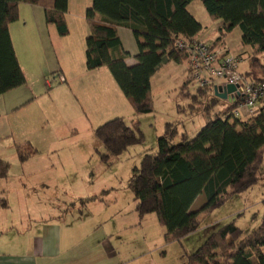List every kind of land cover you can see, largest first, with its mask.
Listing matches in <instances>:
<instances>
[{
	"label": "trees",
	"instance_id": "trees-1",
	"mask_svg": "<svg viewBox=\"0 0 264 264\" xmlns=\"http://www.w3.org/2000/svg\"><path fill=\"white\" fill-rule=\"evenodd\" d=\"M193 0H92L86 10L90 34L86 38V66L89 70L107 67L134 108L135 118L128 122L117 116L96 128L107 147L103 159L117 156L131 145L144 141L138 117L155 110L152 77L167 61L188 62L189 52L176 47L179 38L200 40L202 23L189 11ZM213 19H222L220 36L211 45H219L236 27L242 31V43L251 47L250 70L244 73L256 82L264 81V0H202ZM21 3L40 5L46 22L55 24L60 36L69 34L66 14L69 0H0V94L26 84L9 26L20 17ZM129 28L138 44L137 63L129 65L130 53L123 47L118 27ZM202 41V40H200ZM189 74L190 69L188 67ZM185 112L203 104L206 121L191 135L183 132L179 141L178 123L169 121L157 139V149L146 153L133 170L129 187L137 201L141 218L155 213L165 226L167 242L181 241L201 227V213L220 207L228 199L255 185L264 160V103L259 111L246 118L232 115L235 103H226L215 94V80L210 85L190 90ZM187 88V89H186ZM207 102V103H206ZM222 105H220V103ZM204 103H206L204 105ZM216 105L220 110L213 113ZM224 105V107H222ZM37 149L30 141L17 144L21 162ZM10 163L0 156V183L7 178ZM205 194L198 208L196 199ZM97 199V196L90 200ZM102 199V197L100 198ZM0 205L7 206L6 192ZM188 264H264V220L244 236L243 229L231 221L213 232L192 254Z\"/></svg>",
	"mask_w": 264,
	"mask_h": 264
},
{
	"label": "rangeland",
	"instance_id": "rangeland-1",
	"mask_svg": "<svg viewBox=\"0 0 264 264\" xmlns=\"http://www.w3.org/2000/svg\"><path fill=\"white\" fill-rule=\"evenodd\" d=\"M86 2L88 0H71V11L66 18L70 32L64 38L57 34L58 29L52 24L49 29H55V34L43 31V38L39 37L32 51L35 57L22 51V46L19 47L23 60L28 61L33 56L45 64L52 63L58 67L46 74L44 79L41 78L38 89L35 88L38 95L33 101L18 110L7 111L0 118V154L10 163L8 176L0 183L5 188L6 198L10 192L14 195L19 187L24 186L30 197L29 205L36 211L42 208L52 210L54 206L60 205L61 214L69 211L68 218H73L79 214L76 208L86 209V199L89 200L87 212L98 215L99 218H109L110 214L118 213L117 217L124 228L119 242L122 243L121 250L127 264L133 257L137 262L130 264H188V254L195 252L223 225L235 221L243 229L244 236L258 228L264 220V160L259 170L260 179L255 185L234 195L220 207L201 213V227L181 241L165 240L166 228L161 225L155 213L144 218L139 216L137 201L129 187L134 168L140 166L146 153L157 149V139L163 134L167 122L178 123L179 135L176 141H179L180 135L185 131L195 135L206 117L201 113L191 115L189 112L203 110V104H196V108L191 111L180 110L179 105L185 107L190 102L188 98L180 99L179 96L181 89L182 94H185L184 87L182 88L187 79L185 63L166 60L161 64L152 86L155 110L138 117L144 141L131 145L117 156L103 159L102 154L107 152V147L96 134V128L117 117L112 107L116 100L112 83L103 87V80L99 90H81L79 93L74 82L69 85L67 82L60 83L57 79V73L62 74L61 65L78 63L80 50L86 60L88 35H82V21L78 17ZM191 8L204 25L200 34L202 39L220 34L218 26L222 20L209 16L202 0H195ZM200 8L208 18L201 16ZM216 38L217 36L212 40L215 41ZM226 42L231 54L243 57L240 71L245 73L250 70L253 51L250 46L242 43L241 29L236 27ZM66 52L67 55L64 54ZM259 59L264 64V54ZM189 79L190 90L194 91L198 84L190 74ZM46 80L51 83H46ZM115 83L119 87V93L127 99L116 79ZM219 110L220 106L216 105L212 111L215 113ZM120 112L128 122L136 116L129 101ZM24 141H30L37 152L21 162L17 144ZM95 196L97 199H87ZM205 201L206 196L202 194L193 207L196 209Z\"/></svg>",
	"mask_w": 264,
	"mask_h": 264
},
{
	"label": "crops",
	"instance_id": "crops-1",
	"mask_svg": "<svg viewBox=\"0 0 264 264\" xmlns=\"http://www.w3.org/2000/svg\"><path fill=\"white\" fill-rule=\"evenodd\" d=\"M194 2L195 0L188 5V9L201 22V18L191 8ZM90 3L92 4V0L86 2L84 10L80 11V15L78 16L81 19L80 22L82 21L81 33L85 37L90 34V27L86 20V10L91 6ZM197 8L199 7L197 6ZM70 9L71 0H69V9L66 18H68ZM19 11V19L12 22L9 29L27 81L26 84L16 89L0 94V118H2L3 114L16 109L18 110L33 101L38 95L37 87L41 78L44 79L46 74L58 67L52 63L45 64L40 59H35L32 53L39 37L43 38L44 30H48L49 33L52 32L54 34L56 32L55 29H49L52 24L46 22L44 8L40 5L21 3ZM199 12L201 16L208 18L202 8L199 9ZM223 24L224 22L222 20V23L218 26L219 32ZM46 26L48 29H46ZM118 33L124 49L130 53L127 58V63L129 65L136 64V55L139 50L134 33L131 29L123 26L118 27ZM200 34L197 38L208 44L215 42L212 40L213 37L217 36L218 38L220 36L218 33L217 35H212L210 39H202ZM229 34L223 38L219 45L230 51V47L226 42ZM64 37L61 36V38ZM207 41L213 42L209 43ZM21 46L22 51L32 54L34 57H30L28 61L27 59L23 60L21 57L22 52L19 50ZM64 54L67 55V52ZM79 56L77 64L59 65L61 67L60 72L66 77V82L69 85L70 83L72 85L74 82V86L79 93L81 90L86 92L99 90V85L103 80L105 82L103 87H106L108 83H112L113 93L116 95L115 104L112 107H114V112L117 113V116H122L123 114H120L122 113L120 110L125 107V104L129 100L127 97H125L127 99H124L121 93H119V87L116 85L111 71L107 67L89 70L81 50ZM78 66H80L79 69ZM160 69L159 67L156 74L152 77V86L154 78ZM184 72L188 78V62H185ZM77 75L81 78H78ZM215 82L218 85L222 81L216 80ZM46 83H48V80H46ZM35 88L37 89L35 90ZM225 100L227 104L231 102V98ZM19 188L14 195H11V192L8 194L7 206L0 205V264H127L121 250L122 243L119 242L120 233L124 228L123 224L119 222V217H117L118 213L110 214L109 218H99L98 215L96 216L87 212V202L89 200L86 199L84 200L86 209L85 207L76 208L79 214L73 218H68L69 211L61 214L60 205L54 206L52 210L42 208L36 211L29 205L30 197L26 193L24 186ZM3 191H5V188L0 184V198L2 197ZM90 198L88 197L87 199ZM140 258L141 256L138 259ZM133 262H137L135 257L128 260V264Z\"/></svg>",
	"mask_w": 264,
	"mask_h": 264
},
{
	"label": "built area",
	"instance_id": "built-area-1",
	"mask_svg": "<svg viewBox=\"0 0 264 264\" xmlns=\"http://www.w3.org/2000/svg\"><path fill=\"white\" fill-rule=\"evenodd\" d=\"M176 47L189 52L188 67L191 78L200 87L208 86L212 80H221L216 86L226 87L231 83L236 86L231 102H237L232 111L235 117H249L256 114L264 103V81L256 82L240 71L243 60L241 55H233L221 45H211L204 41H187L179 38ZM60 83L66 82V77L57 73ZM55 77V76H54ZM48 83L51 81L48 80Z\"/></svg>",
	"mask_w": 264,
	"mask_h": 264
},
{
	"label": "water",
	"instance_id": "water-1",
	"mask_svg": "<svg viewBox=\"0 0 264 264\" xmlns=\"http://www.w3.org/2000/svg\"><path fill=\"white\" fill-rule=\"evenodd\" d=\"M216 96L222 99H230L232 96L233 100L236 99L237 95H233V92L236 90V86L234 84H227L226 87L215 86L214 87Z\"/></svg>",
	"mask_w": 264,
	"mask_h": 264
}]
</instances>
